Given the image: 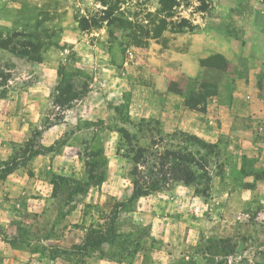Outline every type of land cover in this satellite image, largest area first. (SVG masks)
I'll return each mask as SVG.
<instances>
[{
  "label": "rangeland",
  "instance_id": "obj_1",
  "mask_svg": "<svg viewBox=\"0 0 264 264\" xmlns=\"http://www.w3.org/2000/svg\"><path fill=\"white\" fill-rule=\"evenodd\" d=\"M205 1L203 11L197 8L200 0L177 8L196 26L185 32L225 34L237 47L250 54L261 50L264 56V0ZM99 5L97 0H0V37L10 38L15 47L22 41L38 43L42 56L34 62L0 47V96L35 98L37 92L19 88L37 83V71L46 75L48 86L37 124L24 140L7 143L0 176L17 168L20 178L46 180L51 187V199L39 211L12 219L0 215V244L11 245L0 247V264H264V168L256 166L257 155L234 158L222 137L204 140L214 144L210 151L175 136L178 129H166L160 116L145 114L146 98L162 95L161 81H174L185 92L193 85L161 55L172 36L185 32L165 31L145 47L122 49L116 25L111 26L115 38L106 26L79 28L78 16ZM125 6L153 11L157 2L129 0ZM59 68L72 73L78 91L87 83L68 107L55 102ZM228 68L231 76L237 72ZM256 85L264 103V66ZM51 125L56 137L46 151L41 137ZM120 127L142 145L158 142L160 149L182 145L197 151L209 180L199 175L191 183L171 181L131 199L132 162ZM37 149L51 154L49 167L35 169L31 154ZM89 229L103 230L114 241L81 250Z\"/></svg>",
  "mask_w": 264,
  "mask_h": 264
},
{
  "label": "crops",
  "instance_id": "obj_2",
  "mask_svg": "<svg viewBox=\"0 0 264 264\" xmlns=\"http://www.w3.org/2000/svg\"><path fill=\"white\" fill-rule=\"evenodd\" d=\"M214 54L224 57L226 70L200 64V59ZM161 55L166 62L176 65L177 72L191 80L193 85L184 88L187 92L198 88L194 84L205 81L217 85V94L207 99L204 111L191 110L183 103L187 92L180 94L169 91V81H161L158 90L162 95H153L149 100L146 98L145 114L160 116L168 130L178 129L208 142L225 138L229 141L234 158L256 154V166L264 168V103L257 95L256 85L257 74L264 66L261 50L250 54L246 49L237 47L233 39L225 34L213 36L207 30H199L172 36ZM228 66H233L231 70L235 68L237 72L231 76ZM36 74L37 83L23 85L19 90L27 94L37 92L34 95L37 98H30V95L19 97L18 94L9 96L8 92L0 96L1 159L8 154L7 143L24 140L30 127L40 119L45 104L42 94L48 86L46 75L40 71ZM19 90H16L17 93ZM155 98L157 102H154ZM54 127L51 125L42 132L43 146H49L56 137ZM50 156L49 153H39L31 162L35 169L49 167ZM17 172V168H13L3 178L0 176V215L9 219L19 215L26 217L33 211H39L51 199V187L46 180H33L26 176L20 178ZM0 247L11 245L3 242Z\"/></svg>",
  "mask_w": 264,
  "mask_h": 264
},
{
  "label": "trees",
  "instance_id": "obj_3",
  "mask_svg": "<svg viewBox=\"0 0 264 264\" xmlns=\"http://www.w3.org/2000/svg\"><path fill=\"white\" fill-rule=\"evenodd\" d=\"M97 1L100 3L99 7L93 10H86L84 14L78 16L79 28L83 31H90L91 29H99L106 26L108 35L111 38H115L111 26L116 25L121 31L119 45L122 49L145 47L151 39H160L165 31L179 33L192 31L196 27L189 18L181 16L177 9L181 4L187 3L189 0H156L157 7L153 11L141 6L131 10L130 7L125 6L129 0ZM207 7L208 3L205 0H200L197 8L203 11ZM18 46L20 47H15L12 40L8 37H0L1 48L26 57L30 61L40 62L42 60L41 47L38 43L22 41L18 43ZM215 60H219V63H216ZM199 62L201 65L214 66L222 70L227 67L224 57L220 54L202 58ZM58 75L60 80L55 88V102L59 106L68 107L71 102L79 99L86 91L87 83L83 82L78 91L71 72L59 68ZM168 90L183 94V90L178 88L174 81H170ZM216 94L217 85L215 83L200 82L198 89H192L185 95L183 103L188 109L204 111L207 99ZM118 132L126 147L125 156L132 162V167L129 171L131 177V199L147 195L166 186L171 181L191 183L199 175L204 176L205 183L209 180L206 164L201 162V157L196 158L197 151H192L182 145H177L173 148L166 146L160 149L158 142L142 145L138 143V139L127 129L120 127ZM173 134L180 137L185 136L186 141L193 142L210 151L214 147V144L207 143L198 136L181 130H177ZM42 149L47 151L50 146H44ZM42 149L35 150L31 155L43 153ZM92 178L93 176L89 173V179ZM99 180H103V174H101ZM81 190L82 188L80 187L76 192H81ZM206 191L207 186L204 187L202 192L206 193ZM112 240L114 241V237H109L108 239L107 232L103 230L89 229L81 250L95 249L105 242H112Z\"/></svg>",
  "mask_w": 264,
  "mask_h": 264
}]
</instances>
